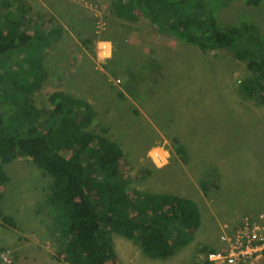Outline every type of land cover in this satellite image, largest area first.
<instances>
[{
  "label": "trees",
  "instance_id": "obj_1",
  "mask_svg": "<svg viewBox=\"0 0 264 264\" xmlns=\"http://www.w3.org/2000/svg\"><path fill=\"white\" fill-rule=\"evenodd\" d=\"M3 1L0 3V187L8 179L2 165L20 154L30 157L52 178L47 199L52 209L48 213L52 223L66 231L70 238L65 257L69 264H106L108 258L115 256L114 233L136 243L149 258L163 259L173 255L192 240L200 225L197 204L172 193L132 187L129 180L148 178L150 167L144 165L131 172L132 163L121 145L106 136L110 128L99 123L98 129L92 127L100 113L97 110L102 107L96 108L88 102L81 96L83 92L76 95L69 88L59 89L48 93L44 99L40 97L37 107L30 108L29 98L40 89L44 78L38 68L44 53L55 44L59 31L52 19L51 24L36 26L38 20L27 14L22 2ZM201 1L119 0L113 13L131 19L144 18L155 31H164L179 40L186 58L193 56L197 48H227L238 58L247 59L248 67L264 79V54L257 59L239 46L236 37L242 29L250 30L251 27L243 28L240 23L218 24L211 12H202ZM263 1L244 0L249 5ZM144 39L148 40L146 35ZM253 43L264 51V39L258 33ZM111 49L109 60L113 61L114 40ZM6 53L7 56H2ZM158 53L156 47L144 50L143 63L128 76L123 75L124 66L115 69L114 65H106L111 66L118 81V89L112 83L111 86L120 99L127 92L143 105L145 89L156 88L147 85L144 79L157 69ZM22 68L31 69L23 74ZM14 74L21 75V80L14 81ZM25 81L30 83L25 85ZM106 92L102 85L92 84L86 94L97 96L101 93L106 98ZM41 101L44 102L41 104ZM106 102L103 111L109 118L112 111H117L119 103L115 104L113 99L112 102L106 99ZM101 120L106 123V119ZM175 151L181 155L185 150L178 146ZM201 190L209 194L203 184ZM0 219L14 225L7 215L1 217L0 213Z\"/></svg>",
  "mask_w": 264,
  "mask_h": 264
},
{
  "label": "rangeland",
  "instance_id": "obj_2",
  "mask_svg": "<svg viewBox=\"0 0 264 264\" xmlns=\"http://www.w3.org/2000/svg\"><path fill=\"white\" fill-rule=\"evenodd\" d=\"M80 1L81 0H66L65 3ZM94 3L96 8L89 9V15L94 17V19H91L90 21L92 25H95L94 29H98L100 31L101 37L97 35L98 38H106L110 41L114 40L116 43V54L113 58L112 65L115 66V69H117V66H124L126 69L125 73L123 74L124 76H128L130 71L136 72V70L144 61V56L142 54L143 50L141 51L138 46L129 47L131 46L129 42L130 39L137 42V37L145 38L146 33L151 30V27L142 17L136 18L135 20L133 19L131 21L124 20L126 25L116 24L107 15L105 7L103 6L104 0H96ZM30 4L31 7L26 8V11L31 17V15L35 12V8H38V6L42 7V2L41 0H31ZM54 14L58 16L59 13L55 11ZM225 14H229V10L222 8L221 17H225ZM62 15L65 16L66 14L63 12ZM120 20L121 19H117V21ZM153 36L157 35L154 34ZM118 37L120 39H118ZM77 43L83 44L84 48L87 49L86 52H88V56H91V54L94 55L93 49H88L89 46H86L85 43L81 41V39L77 40ZM89 45L95 48L96 41L90 39ZM150 46L151 48H157L158 42L151 40ZM60 47L61 45L59 43H55L49 52L44 53V57L55 55L60 50ZM121 49L124 50L121 52ZM159 53L162 55V57L156 59L157 63L159 60L160 64H162V67L165 68L161 76L163 78L162 84L160 87L151 89L148 88L144 92V94L146 93L144 95L145 100L143 101V106L145 108L140 107L138 110V116H142V118L139 119L138 117H135L133 119L134 125L139 126L138 129L135 127L130 128V125L128 124L123 128H115V123L120 122L119 120H124V118L120 117V113L121 115L123 113L122 110L118 109L116 106L115 107L117 108V111H112L113 114H111L109 118L107 117L109 114H106V112L103 111V107L107 105L106 99H110L111 102L112 99L113 102L115 98L120 99L116 94L117 90L112 89L113 86H111L112 83L118 89V81L113 76L111 66H103L102 68L96 67L97 69H95L94 75H90L87 81L90 82L92 80V83L90 82L91 85H102L103 88L107 90L106 98L101 93H98L97 96L88 95L86 94L88 89L81 95L88 102H91L93 105H95L96 108H99L100 106L102 107L97 110L100 113L97 115L95 120L96 122L92 125V127L94 129H98L99 127L97 123L108 126L109 128H111V124L113 125V132L115 133V131H117L119 136L126 141L124 142V145L126 144V147L128 148L126 158L133 164L130 166L131 172H135L133 169L138 170L142 165L140 158L145 155L147 149L152 145L153 139L155 137L153 133L147 138H145L143 134H147V131L150 130L149 126H155L156 131L161 132L159 126L160 121L165 125V127H169V124H167L165 121L168 119V117L161 114L158 110V107L161 104L160 108L166 109L165 103L170 104V111L173 112V122L171 126L173 133L183 135V141L186 148L189 150V154H191L190 140L194 136L197 137L199 150L197 154L194 155L195 165L193 167L196 174L206 176L211 169L215 176H220L219 182L223 181V177L225 175H229L231 182H233L235 185L254 183L257 172L254 171L250 166L253 163L255 154L253 151L248 149V146L250 145L248 142L252 141L253 134L257 132L256 121L258 119L264 118V105H252L251 101L255 100L254 96H251L250 100H240L243 95H238L236 93L233 94V96L236 97L234 102H225L224 112L219 115V118L223 120L226 117V113H228L229 123L236 125V131H231L229 134H226V136L228 137L229 135L231 139V156L233 161L236 164L241 165V167L234 170L230 168L228 160L218 162L217 158H210L209 169L208 165H205L207 160L205 155L211 152V140H213L216 135H220L217 131L220 127L221 121H219L215 115H208L207 112L208 110H213L211 107H213V105H215L218 100H222L224 98L225 93L222 90L221 81L223 77L229 75V72L231 74V71L225 67L226 70H223L221 73L220 67L223 65L217 64L212 69V71L208 73L209 79H206L201 70L202 68H199L198 66L197 68L184 65L179 59L173 58L172 51L167 53L165 51L159 50ZM2 56H7V53ZM103 56H105V54L98 53L97 57L102 58ZM194 60L195 62H198V58H194ZM152 62H155V59H153ZM92 64L95 65L94 61H92ZM110 64L111 61L109 62V65ZM168 64L172 76L171 79H169L171 76L169 71H167ZM231 65L234 69H237L238 72L243 71V68L239 64L235 65L231 63ZM17 68L19 69L20 67ZM52 68L53 66L50 65L49 70L45 71H50L49 76L47 78H43V84L38 90L40 92V96H42L41 98L43 99L44 96L48 94L47 91L49 92L55 87L64 86L65 89H68L71 80L73 81L77 79L79 81L84 79L80 78L82 76L81 72L84 70V66L76 67V69L72 71V75L70 77L63 79L59 75V73L62 72L59 71L58 73ZM23 71H25V74L29 72L27 68H22L21 72ZM237 77L242 78V75L236 74L235 78ZM16 78L21 80L22 77L21 75L18 77V74H14V81H16ZM75 86V84H72L73 88H75ZM120 90L123 91L122 88H120ZM74 94L80 95V93L76 92ZM43 102L44 101H41V104ZM134 104L137 103L134 102ZM111 108L113 110V107ZM192 112L198 119H201V117L204 115L203 119L199 122H193L194 117H191L189 120L190 113ZM214 112L218 111L214 110ZM103 118L106 119V123L102 122L101 119ZM138 130H140L143 134L138 136ZM106 136L108 138L113 137L111 130L106 133ZM221 136L226 138L225 135ZM168 144L171 147L172 144L170 145V142ZM171 148H173V145ZM171 156L172 158L169 166L163 170H158L152 167L149 161L144 157V163L150 165L151 169V172L148 176L149 178L145 179L142 183L139 181L136 183V179L134 178L131 181V185L138 186V188L141 190L144 189V187L153 186L156 184V182L159 183L160 181L165 182L166 186L172 187L174 184L172 178L176 177L179 170L183 172V178H187L188 165L183 164L180 159L172 152ZM19 158H21V161H18V158H16L2 165L5 174L9 177V182L2 186L3 190L0 191V213L1 217L7 215V218L11 217L12 220H14V209L19 207L22 209L23 207L30 206L24 197L26 195L24 192L29 190L31 193H34L36 187L39 191V186H37L39 179L41 180L39 171L45 175L43 170L38 167L37 168L39 171H33L32 169H29V165H33V163L27 157ZM22 163H25L24 168L27 171V174L31 176L36 175L37 180H30L21 176L22 174L20 165ZM48 177L43 176V180L49 182L48 180H51V177ZM219 182L215 181L216 188H209L208 199H210V201L212 199L214 200V198L217 196L215 195L213 198L212 194L215 192L217 193L218 189L219 191L222 189V186L218 184ZM211 202L213 203V201ZM213 204L218 211H223L226 216L230 215L229 209L231 206L226 205L221 209L220 205L218 204V200H216V202ZM38 207V210L42 216H45L44 211L42 210L43 206L39 204ZM217 210L215 211L216 214L214 213L216 220L214 218H206L204 212H202L201 226L195 233L194 240L191 244L192 247H196L194 251L192 250V247L187 246L178 254H176L174 259H151L144 254H141L137 246L131 241L121 238V240H117L116 244H114L117 254L111 263L178 264L181 262V264H196L194 263V259L196 260V256L198 255L197 247L199 245H215L219 242L218 236L220 230L218 228V224L225 216ZM31 214L32 213L26 212L24 216ZM16 217L17 214L15 213V218ZM40 218L41 217H38L36 219V225L33 224L28 227L24 225L21 227L17 223L16 227H13L9 224L3 223L0 220V254L8 250L13 264H62L58 259L59 254L61 251L67 252L70 238L68 237L66 231L51 223V219L47 211L45 218ZM46 241H49L51 244L49 248H45Z\"/></svg>",
  "mask_w": 264,
  "mask_h": 264
},
{
  "label": "clouds",
  "instance_id": "obj_3",
  "mask_svg": "<svg viewBox=\"0 0 264 264\" xmlns=\"http://www.w3.org/2000/svg\"><path fill=\"white\" fill-rule=\"evenodd\" d=\"M12 4H17L18 2H22L25 5V8L31 7V0H16L13 2L12 0H9ZM42 1V0H41ZM96 0H81L80 2H76L77 4L81 5L82 7L86 8L87 10L96 8L94 5ZM102 1V0H99ZM119 0H104V7L107 12V15L111 20L116 23L122 25V23L126 24L124 20H135L128 18V17H119L116 16L113 12L114 11V5ZM4 2L3 0H0V3ZM200 7L202 8V12L209 11L211 12L216 19V22L218 24L228 25V24H238L243 28L251 27L250 30H244L236 35L237 38H239V46L246 49L248 52H250L252 55H254L257 59L262 58L264 51L261 49L260 45H254L253 43V37L256 33H258L263 39H264V1L261 4L257 5H249L244 2V0H202L200 2ZM227 9L229 10V14H225V17H221V10ZM0 14L1 13V7H0ZM114 14V17H113ZM62 15V14H61ZM57 16V15H56ZM59 16V14H58ZM33 17V16H31ZM62 17H65L62 15ZM117 19H121L120 21H117ZM144 19V18H143ZM145 20V19H144ZM149 26L151 27V30L146 33V39L141 37H137L138 41H133L130 39L129 44L133 46H138L141 51L146 50L150 48V42L151 40L158 42L157 48L161 51H165L169 53V51H172L173 58L179 59L184 65L192 66V67H199L202 68L203 75L206 79L208 78V73L212 71V69L217 64H222L223 66L220 67V72L222 73L223 70L230 69L231 74L229 72V75L226 77H223L221 81L222 90L225 93V96L222 100H218L213 107H211L213 110H208V115H215L221 123H228L230 126L231 131H236V125L229 123V114L226 113V117L222 121L219 118V115L224 112L225 108V102H234L236 100V97L233 96L234 93L238 95H243L240 100H250L251 96L255 97V100H252V105H264V79L258 76L256 72H254L252 69L248 67V60L247 59H241L238 58L236 55H234L229 49L224 47H215V48H206L205 50H201L199 48L196 49L193 56H189L188 58L185 57V54L183 52V46L181 42L171 36H169L164 31H155L154 28L150 25L148 21H146ZM97 28V27H96ZM81 33H88L87 40L84 41L87 46H89L88 49H93L94 55L91 54L92 59L94 61L93 67L94 69L102 68L103 66L106 67V65L109 64L110 58L112 56V49H111V41L106 38L99 39L98 36L101 37L100 31L97 29H91V30H82ZM157 36H153V35ZM98 35V36H97ZM97 36L96 46L93 48L89 45L90 39L93 40V37ZM90 38V39H89ZM143 44H142V43ZM102 43V46L100 44ZM128 47V48H129ZM148 47V48H147ZM127 51V50H126ZM111 52V53H110ZM98 53H103L105 56L102 58H98ZM125 53V52H124ZM94 57V58H93ZM162 57L160 53H158V59ZM194 58H198V62H195ZM157 59V58H156ZM231 63L237 65L239 64L243 71L238 72L237 69H234L231 65ZM112 65V61H111ZM97 67V68H96ZM197 67V68H198ZM226 67V69H225ZM31 69V68H29ZM165 70L164 67H162V64H160L158 60V67L155 70V72L147 78L144 79V81H148V84H152L155 87H160L162 84V72ZM167 71L170 73V67L169 64L167 65ZM23 71L22 73H24ZM125 73V71H124ZM123 73V74H124ZM236 74H241L242 78H235ZM171 76V73H170ZM172 76L169 78L171 79ZM165 79V78H164ZM168 79V80H169ZM167 80V81H168ZM30 82H27L25 85H27ZM117 85V84H116ZM232 85V87H231ZM2 87L1 81H0V89ZM148 89V88H147ZM145 89V91L147 90ZM124 97L119 102V108L122 110V115L124 118L128 119H134V113L138 116L139 115V108L141 105L136 102L127 92H124ZM259 101V102H256ZM136 102L137 104H134ZM166 104V109L160 108V105L158 107V110L161 114L168 117L165 121L167 124H169V127H165V125L160 121L159 126L161 132H157L155 129V126H149V129L147 131L146 135H143L145 138H147L150 134H154L155 137L153 139L152 145L147 149L144 156L140 158L141 166L139 168H142L144 165L147 167H154L158 170H163L167 168L171 161V152L174 153L183 164L188 165V175L187 178H183L182 171H178L175 178H172L173 186L168 187L166 186L165 182H156L155 185L150 187H144V189H141V191H150V192H156V193H172L175 195H179L181 197H187L191 199L193 202H195L198 206V209L200 210V218L202 219V212H204L206 218H214V210H212V200L208 199V195H205L201 190V185L203 184L208 189L210 187H215V181L219 182L220 176H215L213 172L210 169V165H208V168L210 171L206 176H203L200 181L194 178L192 175L194 164H192V158L189 154V150L186 148L184 141H183V135L174 134L172 130V122H173V112L170 111L171 105ZM143 106V105H142ZM214 110L218 112H214ZM221 110V111H219ZM191 117H194L193 122H199L203 119L204 115L201 117V119H198L194 113H190L189 120ZM153 118V117H151ZM257 126V132L253 134V139L248 146L249 150H252L255 154L254 160L257 161V155L259 154L260 149L264 151V118L258 119L256 121ZM133 127L137 128L139 126H135L133 122ZM138 136L141 134V131L138 130ZM172 145L171 147L169 146ZM231 139L228 145V153L232 151V144ZM247 143V142H246ZM253 144L259 145V148H254ZM178 146H181L185 151L183 154L179 155L175 148ZM19 157H27L32 161L33 164L36 165V163L25 154H20L16 158ZM144 157L149 161L150 165H147L144 163ZM14 158V159H16ZM12 159V160H14ZM244 160V159H243ZM130 162V161H129ZM133 165V164H132ZM264 165V163L262 164ZM230 166V164H229ZM40 168V167H39ZM259 168V167H258ZM43 170L42 168H40ZM207 170V169H206ZM44 172V170H43ZM45 173V172H44ZM48 175V174H47ZM8 177V176H7ZM259 174L257 173L255 183H259L260 180H258ZM149 178V177H148ZM147 179V178H146ZM145 179H141L139 182L142 183ZM130 185H131V180ZM9 182V177L6 181V183ZM138 181H136L137 183ZM4 183L3 186L6 184ZM50 183H52V178ZM219 184V183H218ZM132 186V185H131ZM136 188L137 190H140L138 186H132ZM216 188V187H215ZM131 189V188H130ZM2 186L0 187V191H2ZM179 190V191H177ZM219 190V189H218ZM188 195V196H187ZM166 209V208H165ZM48 212V211H47ZM50 219L52 220L51 215L48 213ZM15 217V214H14ZM2 221V219H0ZM216 220V219H215ZM221 222L218 224V228L220 230L219 236H218V244L215 245H206L202 244L197 247L198 249V255L196 256V260L194 259V263L196 264H264V209H260L257 212H246L241 214L237 222H232L231 220H220ZM3 222V221H2ZM14 225L13 227H16L15 219L13 220ZM202 222V220H201ZM201 222L199 227L194 231L192 240L182 248L175 251V253L167 258L174 259V256L178 254L180 251H182L187 246H191L195 233L201 226ZM8 224L7 222H3ZM52 223V221H51ZM11 226V225H10ZM121 236L117 235L116 233L112 234V242L113 247L114 244H116L117 240H121ZM126 239V238H123ZM128 240V239H126ZM131 241V240H129ZM132 242V241H131ZM134 245L137 246L139 249V246L132 242ZM50 242H45V248L50 247ZM196 247H192V250L194 251ZM115 256L108 258L105 263L106 264H114L111 263L117 254L116 249L114 248ZM139 252L143 254L140 249ZM66 251H61L59 254V260L62 264H69L68 261L65 260L66 257ZM172 257V258H171ZM167 258H163L167 259ZM153 259V258H151ZM157 259V258H156ZM0 262L1 264H13L10 253L8 250L2 252L0 254ZM116 264H127V263H116ZM178 264H181L178 263Z\"/></svg>",
  "mask_w": 264,
  "mask_h": 264
},
{
  "label": "crops",
  "instance_id": "obj_4",
  "mask_svg": "<svg viewBox=\"0 0 264 264\" xmlns=\"http://www.w3.org/2000/svg\"><path fill=\"white\" fill-rule=\"evenodd\" d=\"M66 0H42V7L35 8L33 16L38 20L37 25L38 27H42V23L44 25L51 24V19L54 21L56 29L59 31V34L56 37V42L61 45L60 50L55 54L51 56L44 57L42 60V65L39 66V70L42 72L41 74L43 77H48L50 71L45 72L46 70H49L50 65L53 66V70H56L58 73L61 71L62 73H59L60 77L67 78L72 75V71L76 69L78 66H84V70L81 72L82 76L80 78H84L81 80H71L69 83V89L73 92H85L89 86L92 83V80L88 82V77L90 75H94L95 69L92 64V56H88L86 52L87 49L84 48L83 44L77 43V40L81 39L82 42L87 40L88 33H81L82 30H91L95 27V25L91 24V19H94L93 16L89 15V10L82 7L81 5L77 4L76 2H69L65 3ZM71 1V0H70ZM57 11L59 13V16H56L54 12ZM65 13V17H62V13ZM95 23V22H94ZM93 40H97V36L93 37ZM85 43V42H84ZM86 45V44H85ZM101 45V44H100ZM87 46V45H86ZM29 70V68H27ZM25 74V72L23 73ZM29 81H25L27 83ZM76 85L75 88L72 87V84ZM43 84V80H42ZM63 90L65 87H55L51 89V91H47V93L57 91V90ZM40 92L37 91V93L30 97L29 100L31 101L32 106L37 107V102L40 97ZM120 99H114V103H119ZM142 108H145L144 106H141ZM29 108V109H30ZM135 117H138L139 119L142 118V116H137L134 113ZM120 117L124 118L123 115L120 113ZM120 122L115 123L116 127H125L130 125V128H133V119L131 118H124V120H119ZM224 121V120H222ZM125 122V123H124ZM127 122V123H126ZM111 130L113 137L110 139H113L117 141L121 147L123 148V152L127 155L128 148L126 147V144L124 145V142H126L123 138L119 136V133L115 131L113 132V125L111 124ZM220 135H216V137L211 140L210 146H211V152L207 153L205 155L206 157V163L205 165L210 164V158H217L218 162H223L224 160H228V164H230V168L232 169H239L241 165L236 164L233 161V158L231 156V152L228 153V145L230 142V137L226 136V134H229L231 132L230 126L228 123H221L220 127L217 131ZM143 134V133H141ZM144 135V134H143ZM225 135V137L221 136ZM254 148H259V145L253 144ZM190 149H191V158H192V164L195 165L194 161V155L197 154L199 150V144L197 141V137L194 136L190 140ZM259 154L257 155V161H253L252 165L250 166L254 171H256L259 174L258 180H260L259 183H251V184H245V185H235L233 182H231V178L229 175H225L223 177V181L219 182V185L222 186L221 191H217V193H213L212 199L213 203L218 200V204L220 205V208H224V206L229 205L231 208L229 209L230 215L226 216V214L223 211H218L215 208V205L212 203V210L214 212L217 210L221 214H223L225 217L224 220H231L232 222H237L241 214L246 212H257L260 209H264V151L260 149ZM252 151V150H251ZM18 161H21V158L17 159ZM25 163H22L20 165L21 167V176L24 178H28L30 180H37L36 175L31 176L27 174V171L24 168ZM35 164L29 165V169H32L33 171H39V167ZM259 167V168H258ZM44 173V172H43ZM45 174V173H44ZM192 175L197 180L203 179L201 175L196 174V172L193 170ZM39 176L41 180L39 179L38 185L39 191L37 190V187L34 191V193H31L29 190H26L24 194H26L24 197L27 201V203L30 206L23 207L22 209L19 207L17 209H14V214H17V217L15 219V222L19 226H31L33 224L36 225V219L38 217H41L40 219H44L46 216V211L51 212V207L49 206L47 199L49 194V185L50 181L46 182L43 180V176L48 177L47 174L43 175L39 171ZM49 178V177H48ZM243 188V189H239ZM44 194H41V193ZM188 196V195H187ZM39 204L43 206V211L45 216H42L39 209ZM26 212L32 213L31 215L24 216ZM54 214V213H53ZM216 214V212H215ZM29 233V232H27Z\"/></svg>",
  "mask_w": 264,
  "mask_h": 264
},
{
  "label": "bare ground",
  "instance_id": "obj_5",
  "mask_svg": "<svg viewBox=\"0 0 264 264\" xmlns=\"http://www.w3.org/2000/svg\"><path fill=\"white\" fill-rule=\"evenodd\" d=\"M100 46H102V43H101V45ZM1 201V200H0Z\"/></svg>",
  "mask_w": 264,
  "mask_h": 264
}]
</instances>
